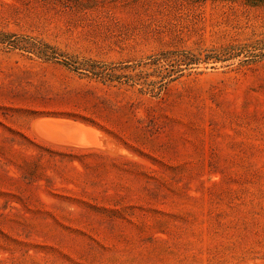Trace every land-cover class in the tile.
<instances>
[{"label": "rangeland", "instance_id": "1", "mask_svg": "<svg viewBox=\"0 0 264 264\" xmlns=\"http://www.w3.org/2000/svg\"><path fill=\"white\" fill-rule=\"evenodd\" d=\"M0 264H264V0H0Z\"/></svg>", "mask_w": 264, "mask_h": 264}, {"label": "water", "instance_id": "2", "mask_svg": "<svg viewBox=\"0 0 264 264\" xmlns=\"http://www.w3.org/2000/svg\"><path fill=\"white\" fill-rule=\"evenodd\" d=\"M44 128H45V124L44 123H39L37 125V129L40 130V131H42Z\"/></svg>", "mask_w": 264, "mask_h": 264}, {"label": "bare ground", "instance_id": "3", "mask_svg": "<svg viewBox=\"0 0 264 264\" xmlns=\"http://www.w3.org/2000/svg\"><path fill=\"white\" fill-rule=\"evenodd\" d=\"M51 120V119H50ZM53 120V119H52ZM55 120V119H54ZM57 123V122H56ZM56 123H54V125L56 124ZM59 123V122H58ZM61 124V123H60ZM57 126V124L55 125V127ZM61 126V125H60ZM60 126H58V127H60ZM64 126V125H63ZM63 126H61V127H63ZM63 129V128H62ZM55 130V129H54ZM56 131V130H55ZM60 134H63V133H60ZM44 138V137H43ZM84 143V142H83ZM85 143H87L88 144V142H85ZM56 144H58V143H56ZM90 144V143H89ZM59 145H60V143H59ZM90 146V145H89Z\"/></svg>", "mask_w": 264, "mask_h": 264}]
</instances>
